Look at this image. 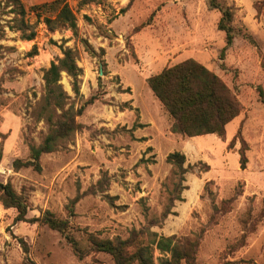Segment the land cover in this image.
<instances>
[{"label":"rangeland","instance_id":"obj_1","mask_svg":"<svg viewBox=\"0 0 264 264\" xmlns=\"http://www.w3.org/2000/svg\"><path fill=\"white\" fill-rule=\"evenodd\" d=\"M49 1L0 0V186L25 206L19 220L15 208L2 204L0 190V264H115L91 249V236L138 235L136 241L146 242L148 233L197 241L196 264H264V196L246 193L237 180L240 157L231 153L245 156L241 136L224 149L215 136L174 140L164 129L149 144L150 131L138 125L131 106L135 93L141 107H151L146 79L163 64L197 56L241 101L264 112L255 89L264 81V0H214L234 10V40L222 61L221 12L209 9V0H65L76 35L61 23L49 28L29 9ZM181 29L186 44L172 48ZM66 48L81 74L75 96L71 77L60 73L65 108L96 100L75 118L81 128L40 156L39 171L15 168L51 129L43 75ZM126 111L135 121L129 127V118L121 121ZM173 152L183 155L182 163L166 161ZM192 179L199 182L195 189ZM46 213L66 223L64 235L43 222Z\"/></svg>","mask_w":264,"mask_h":264},{"label":"trees","instance_id":"obj_2","mask_svg":"<svg viewBox=\"0 0 264 264\" xmlns=\"http://www.w3.org/2000/svg\"><path fill=\"white\" fill-rule=\"evenodd\" d=\"M87 1L92 0H83L81 5ZM207 6L209 9H219L221 12L217 30L224 33L225 45L220 50V61H222L225 52L232 46L234 40L231 27L234 10L232 7L221 8L217 6L214 0H209ZM29 9L37 17L43 16V21L49 28H54L55 23H61L70 28L76 35L74 15L65 0H52L32 5ZM122 12L124 10L120 11V13ZM85 47L91 55L95 56L94 51L87 44ZM61 72H65L71 77L73 92L75 96H78L77 82L81 70L75 63L73 51L66 48L62 51V57L57 60V63L52 62L43 75L44 112L47 113L45 118L51 125V129L38 147L30 148V157L27 162L14 161L15 168L24 166L39 171L40 156L54 151L59 141L69 138L79 130L81 125L76 122L75 118L82 114L84 107L96 100L95 97H90L78 109H74L72 105L65 108V102L69 98L59 85ZM146 83L153 96L171 118L172 122L169 127L171 134H178L187 138L213 134L223 139L225 125L242 111V105L235 92L214 72L209 71L193 59H186L175 65L165 67L159 73L148 77ZM256 89L258 100L264 105L262 88L257 87ZM57 111H59L58 114ZM238 136H241L239 131L230 142ZM239 157L240 168L244 169L246 157L242 152H240ZM183 159V155L178 152L170 153L166 157L168 163L180 161L182 163ZM0 190L2 204L5 207L15 208L19 220H23L25 206L20 199L7 185L0 186ZM42 220L50 229L64 235L66 227L64 221L56 220L48 213L43 215ZM137 236L133 235L123 241L100 240L91 236L89 243L93 251L109 254L115 264H196L197 241L148 233L145 242V240L136 241ZM69 243L74 254L79 259L82 258L84 254L78 250L76 244L73 241H69ZM155 251L161 257L154 258Z\"/></svg>","mask_w":264,"mask_h":264},{"label":"crops","instance_id":"obj_3","mask_svg":"<svg viewBox=\"0 0 264 264\" xmlns=\"http://www.w3.org/2000/svg\"><path fill=\"white\" fill-rule=\"evenodd\" d=\"M183 33H184L183 29H181V34L178 40L173 41L171 44L172 48H183V46L186 44V39L184 38ZM182 57H183L182 59L176 61L171 65H175L186 59H193L198 63H200L201 65H203L209 71L214 72L218 76L217 72L211 66H209L207 63L203 61V58L197 56H192V57L182 56ZM162 62L163 61L161 60L158 63H156V65L159 66L160 64H162ZM171 65H168L167 67ZM165 67L166 65L163 64V66H161L160 69L154 72L153 75L159 73ZM262 91L264 93V81L262 82ZM148 94H149L148 103L149 106H151L150 108L144 105L143 107H141L137 102L135 93H134L135 98L134 100H132L131 103V106L133 107L131 108L138 110L139 112L138 125L142 126L143 128H147L150 131L148 132V134L151 135L152 137H147L148 138L147 142L149 144H153L154 143L153 135L155 133L156 134L163 133L164 129H167V133L174 140H176V138H181V136L179 135L175 136L169 132V127L172 121H170L169 117L164 113L166 111L165 110L163 111L162 106L153 96L150 89ZM237 99L242 105V111L239 113L238 116H236L233 120H231L229 123L225 125V135L223 140L213 134L203 135V136L212 139H215L216 137V140L218 138L221 148L225 149L227 143H229L239 131L242 140L247 146V149L245 152L246 165L244 169H241L243 171H239L238 173L239 177L237 180H242L244 182L245 191L247 194H251L252 196L254 195L264 196V112L259 110L255 103H251L249 101L243 102L239 99L238 95H237ZM253 100H255V98ZM257 100L258 98L256 99V101ZM257 102H259V100ZM126 118H129L130 120L129 124L127 123L128 124L127 126L128 127L130 125L132 126L135 121L134 118L130 115V111H126V113H121V121L124 122L123 120ZM232 124H236V125H234L232 130L229 132V127ZM137 132H141L139 127L137 128ZM137 132L134 133L135 136H140ZM198 137H202V136H196L192 138H198ZM231 153H237V156L239 157L238 152L235 151ZM222 173H224V171H222ZM191 184L193 186V189L199 186V182L197 179H192Z\"/></svg>","mask_w":264,"mask_h":264}]
</instances>
